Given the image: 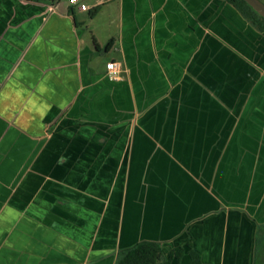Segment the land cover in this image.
Here are the masks:
<instances>
[{"label":"crops","instance_id":"crops-1","mask_svg":"<svg viewBox=\"0 0 264 264\" xmlns=\"http://www.w3.org/2000/svg\"><path fill=\"white\" fill-rule=\"evenodd\" d=\"M84 2L0 0V264H256L264 32L224 0Z\"/></svg>","mask_w":264,"mask_h":264},{"label":"trees","instance_id":"trees-1","mask_svg":"<svg viewBox=\"0 0 264 264\" xmlns=\"http://www.w3.org/2000/svg\"><path fill=\"white\" fill-rule=\"evenodd\" d=\"M35 2H47L53 3L54 0H28ZM233 5L241 15L257 30L264 32V18L261 17L253 8H251L244 0H224ZM100 7L95 8L89 14L90 17H94L99 12ZM110 42L106 49L111 47ZM96 46L98 47L97 43ZM182 250L173 252L170 254V259H167L164 255L162 247L159 243L151 241H143L135 244L134 246L123 249L118 252L115 264H172V260L177 258L180 260ZM192 256L196 254L192 251ZM197 257V256H196ZM198 258V257H197ZM199 264V263H198Z\"/></svg>","mask_w":264,"mask_h":264},{"label":"built area","instance_id":"built-area-1","mask_svg":"<svg viewBox=\"0 0 264 264\" xmlns=\"http://www.w3.org/2000/svg\"><path fill=\"white\" fill-rule=\"evenodd\" d=\"M85 0H69V5L72 7H77L81 11H88L89 8L84 2ZM121 68L119 64L111 62L107 65V76L113 80L120 78Z\"/></svg>","mask_w":264,"mask_h":264},{"label":"water","instance_id":"water-1","mask_svg":"<svg viewBox=\"0 0 264 264\" xmlns=\"http://www.w3.org/2000/svg\"><path fill=\"white\" fill-rule=\"evenodd\" d=\"M261 17L264 18V3L261 0H244Z\"/></svg>","mask_w":264,"mask_h":264},{"label":"rangeland","instance_id":"rangeland-1","mask_svg":"<svg viewBox=\"0 0 264 264\" xmlns=\"http://www.w3.org/2000/svg\"><path fill=\"white\" fill-rule=\"evenodd\" d=\"M66 1V0H65ZM68 1V0H67ZM264 3V0H261ZM257 250V261L256 264H264V233L260 237Z\"/></svg>","mask_w":264,"mask_h":264}]
</instances>
